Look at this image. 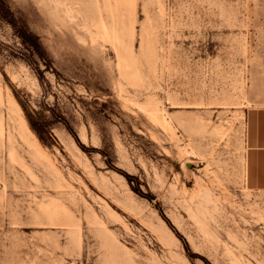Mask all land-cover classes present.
<instances>
[{"label":"rangeland","instance_id":"1","mask_svg":"<svg viewBox=\"0 0 264 264\" xmlns=\"http://www.w3.org/2000/svg\"><path fill=\"white\" fill-rule=\"evenodd\" d=\"M256 109L264 0H0V264H264Z\"/></svg>","mask_w":264,"mask_h":264},{"label":"crops","instance_id":"2","mask_svg":"<svg viewBox=\"0 0 264 264\" xmlns=\"http://www.w3.org/2000/svg\"><path fill=\"white\" fill-rule=\"evenodd\" d=\"M248 123L247 182L264 191V109L251 112Z\"/></svg>","mask_w":264,"mask_h":264}]
</instances>
